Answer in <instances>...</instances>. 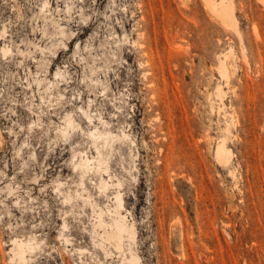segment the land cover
Returning <instances> with one entry per match:
<instances>
[{
	"label": "rangeland",
	"instance_id": "obj_1",
	"mask_svg": "<svg viewBox=\"0 0 264 264\" xmlns=\"http://www.w3.org/2000/svg\"><path fill=\"white\" fill-rule=\"evenodd\" d=\"M219 2L0 0V264H264V0Z\"/></svg>",
	"mask_w": 264,
	"mask_h": 264
},
{
	"label": "bare ground",
	"instance_id": "obj_2",
	"mask_svg": "<svg viewBox=\"0 0 264 264\" xmlns=\"http://www.w3.org/2000/svg\"><path fill=\"white\" fill-rule=\"evenodd\" d=\"M223 1V0H222ZM228 1H230V0H228ZM211 2V1H210ZM214 3H215V1H213ZM212 2V3H213ZM217 2V1H216ZM220 2H221V0H220ZM219 2V3H220ZM229 3H231V2H229ZM217 4V3H216ZM222 4V2L219 4V5H221ZM211 5V4H210ZM213 5V4H212ZM215 5V4H214ZM223 5V7H222V9H221V11H219L218 9V13L220 14V16H222V18L224 19H226L227 20V22H229V21H231L232 20V18H230V17H232V11H230L231 10V8H229L230 6H231V4H228V5H225V4H222ZM217 7V6H216ZM213 8H214V6H213ZM215 10H216V8H215ZM217 10H216V12H217ZM230 12V13H229ZM224 19V20H225ZM225 20V21H226ZM224 67V66H223ZM70 130V129H69ZM100 135V134H99ZM110 136H112V134L111 133H109L108 134V137H110ZM94 137V136H93ZM97 138V137H96ZM103 138V139H102ZM99 140V141H98ZM94 143V142H93ZM95 147H96V150L100 153V154H103V149L104 148H108V144H109V141H108V139H107V137H102V136H99L98 137V139H96L95 140ZM94 148V147H93ZM96 152V151H95ZM83 160V159H82ZM92 160H94V159H92ZM99 160V161H98ZM86 161H87V159H86ZM97 161L98 162H102L103 160L99 157V159L97 158ZM86 163H88V162H86ZM95 165V164H94ZM104 165V164H103ZM79 166H80V164H79ZM83 166H84V164H83ZM99 166V165H98ZM85 167V166H84ZM90 167V166H89ZM88 168V167H87ZM82 169H83V167H82ZM86 169V168H85ZM96 170H98V169H96ZM83 171V170H82ZM86 171H88V169H86ZM104 172H106V169H105V171ZM84 173V172H83ZM88 173V172H87ZM82 177H84V176H82ZM109 177V176H108ZM110 178V177H109ZM117 179V178H116ZM118 180V179H117ZM107 183V182H106ZM105 183V184H106ZM118 184V183H117ZM116 185V184H115ZM101 187V186H100ZM106 188V187H105ZM116 194H117V192H116ZM119 194V193H118ZM116 197V196H115ZM117 198V197H116ZM68 199V198H67ZM70 200V199H69ZM117 200H119V199H117ZM117 202H119L120 203V205L122 204L120 201H117ZM118 203V204H119ZM118 207H119V205H117ZM117 207V209L116 208H114V207H112V208H114L115 209V214L117 213L119 216H120V218H117V225H116V229L114 228L113 230H111L110 232H109V230H108V232L106 233V239L108 240V242L110 241L112 244H114L115 246H117L116 248L118 249V247H120L121 248V242L123 241V239L125 238V236H126V234H134V232H135V230H134V227H132L131 225H129L128 224V222H127V219H126V214H123V215H125V216H122V213H121V211L119 210V208ZM104 215V214H103ZM100 219V218H99ZM105 220V219H104ZM99 221H101V219L99 220ZM106 221V220H105ZM101 222H99V224H100ZM102 224V223H101ZM97 225V224H96ZM98 226V225H97ZM103 226L105 227V225H104V222H103ZM99 227H100V225H99ZM110 228H113V224H111V226H110ZM104 233V232H103ZM104 238V237H103ZM109 242V243H110ZM110 243V244H111ZM19 245H20V243H18ZM19 245H18V247H19ZM114 245H112V246H114ZM16 247V248H14V252L16 253V254H18L19 256H20V258H22L23 257V253H24V251L22 252V250H21V248L19 247ZM123 247V246H122ZM123 249V248H122ZM129 264H132V263H129Z\"/></svg>",
	"mask_w": 264,
	"mask_h": 264
}]
</instances>
